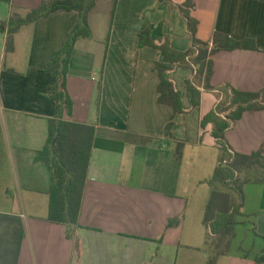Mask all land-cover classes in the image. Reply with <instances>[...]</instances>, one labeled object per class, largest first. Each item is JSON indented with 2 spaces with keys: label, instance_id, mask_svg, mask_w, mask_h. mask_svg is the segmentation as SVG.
Returning a JSON list of instances; mask_svg holds the SVG:
<instances>
[{
  "label": "crops",
  "instance_id": "obj_1",
  "mask_svg": "<svg viewBox=\"0 0 264 264\" xmlns=\"http://www.w3.org/2000/svg\"><path fill=\"white\" fill-rule=\"evenodd\" d=\"M43 1L0 0V23L26 16ZM186 2L97 0L90 12L93 35L76 41L67 77L74 110L63 113L64 119L97 128L76 226L48 219L51 174L37 155L47 144L50 120L61 113V103L48 96L57 78L47 66L79 13L61 9L22 26L12 52L7 33L0 31V212L23 219L20 264L211 263L204 213L221 151L213 124L202 127L201 121L224 99L226 85L264 90V0H192V7H184ZM182 6L198 22L197 39L212 43L220 32L254 39L258 49L218 51L214 89L200 84L196 108L187 90L194 70H172L169 77L186 110L175 115L172 106L158 102L155 62L163 55L139 42L149 28L156 41L169 38L175 50H188L192 38ZM170 122L174 138L165 135ZM128 133L151 139L128 141ZM225 139L233 151L264 156V107L234 120ZM178 142L183 143L180 162ZM244 198L230 251L216 264H264L259 260L264 258V174L245 185Z\"/></svg>",
  "mask_w": 264,
  "mask_h": 264
},
{
  "label": "trees",
  "instance_id": "obj_2",
  "mask_svg": "<svg viewBox=\"0 0 264 264\" xmlns=\"http://www.w3.org/2000/svg\"><path fill=\"white\" fill-rule=\"evenodd\" d=\"M97 4V0H44L36 9L26 16L12 15L0 23V31L7 33V50H14L15 34L24 25H29L42 17H49L52 13L65 9L79 13L69 38L49 62L47 71L54 73L57 78L49 97L61 103V113L50 120V131L46 146L37 155L49 167L52 184L50 186V204L48 219L59 224L76 226L80 223L85 187L87 186L88 170L90 169L92 150L95 144L97 128L95 125L80 123L63 118V113L72 115L74 103L68 90L67 77L70 72L71 58H73L76 41L80 38L92 37L89 25L90 12ZM192 7V0H187L184 7ZM182 13L188 21V29L192 38L191 46L186 51L175 50L170 45L169 38L156 41L149 28L143 30L139 47L152 46L163 55L162 61L155 62V70L159 75L158 102L172 106L175 115L186 112L182 103V92L177 84L169 77V73L179 67H191L195 76L187 81L189 101L192 108L201 103L203 84L205 89L213 90L211 84L213 76V56L221 50L233 51L247 48L257 50L254 39L236 40L228 34L216 32L212 43L197 39L198 22L190 15V11L183 8ZM225 97L216 110L202 118L201 125L206 127L213 124V136L217 139L221 154L219 163L209 180L210 198L205 208L204 222L208 228L207 247L211 250V263L216 264L221 255H227L236 235L235 227L240 223L243 215L245 185L254 180H263L264 156L262 152L244 154L233 151L226 142V131L231 123L242 117L247 110L260 109L264 102H259L264 90L246 92L239 89L222 87ZM228 115L223 117L222 112ZM172 122L166 126L167 136H173ZM58 136V137H57ZM151 138L128 133V141L146 143ZM183 153V143L178 142L175 159L180 162ZM25 238L22 217L0 212V264H20V251ZM264 262L263 259H259Z\"/></svg>",
  "mask_w": 264,
  "mask_h": 264
},
{
  "label": "water",
  "instance_id": "obj_3",
  "mask_svg": "<svg viewBox=\"0 0 264 264\" xmlns=\"http://www.w3.org/2000/svg\"><path fill=\"white\" fill-rule=\"evenodd\" d=\"M58 137V136H57Z\"/></svg>",
  "mask_w": 264,
  "mask_h": 264
}]
</instances>
